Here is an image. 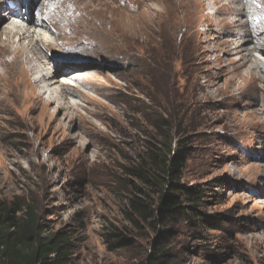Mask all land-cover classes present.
Segmentation results:
<instances>
[{
  "label": "rangeland",
  "instance_id": "374dc122",
  "mask_svg": "<svg viewBox=\"0 0 264 264\" xmlns=\"http://www.w3.org/2000/svg\"><path fill=\"white\" fill-rule=\"evenodd\" d=\"M32 1L17 18L16 0H0V202L66 233L71 264H139L154 246L183 264H264V0ZM14 20L40 22L47 49L5 39ZM61 55L84 67L56 76L77 92L50 89L62 100L51 106L33 78ZM165 139L188 149L177 182L206 196L202 220L163 241L124 211L127 169ZM112 228L126 246L107 243Z\"/></svg>",
  "mask_w": 264,
  "mask_h": 264
},
{
  "label": "trees",
  "instance_id": "16d2710c",
  "mask_svg": "<svg viewBox=\"0 0 264 264\" xmlns=\"http://www.w3.org/2000/svg\"><path fill=\"white\" fill-rule=\"evenodd\" d=\"M185 144L181 141L176 152L171 151L167 139L151 144L126 171L134 183L127 198L125 220L133 226L146 222L151 227H163L159 238L163 241L172 236L167 227L198 219L197 208L206 196L200 188H185L177 182L188 155ZM154 192L159 195L157 204L150 202L149 193ZM18 212L15 215L6 203L0 202V264H71L73 245L66 233L45 235V227L30 205L18 208ZM106 241L126 246V238L115 228L106 234ZM139 264L183 263L164 246H154Z\"/></svg>",
  "mask_w": 264,
  "mask_h": 264
},
{
  "label": "bare ground",
  "instance_id": "6f19581e",
  "mask_svg": "<svg viewBox=\"0 0 264 264\" xmlns=\"http://www.w3.org/2000/svg\"><path fill=\"white\" fill-rule=\"evenodd\" d=\"M23 2H25V0H23V1L22 0H16V2L14 4L17 5V8H16V10L9 9V12H8L9 17H15V14L16 13L18 14V16H16L17 18L21 16L22 13H20L18 11V9L20 8V6H22V4H20V3H23ZM19 4H20V6H19ZM29 4H33L34 5L35 2H33L32 0H28V3L26 4V6L28 7ZM31 7H32V5H31ZM28 10L31 11L30 8H28ZM6 24L9 25V26L6 25L7 27L5 28V30H4V32H3L2 35L5 37V39H8V40L11 39V36L13 37L14 40H16V38H18L19 39L18 42L19 43H22V44L21 45H18L17 47L20 48L21 51H22L21 48L26 49V46L30 47V45H32L31 41H36L35 44H37V45L41 43L44 46V49L45 50L47 49L46 47L48 46L49 43L46 40H44V41L40 40L42 35L36 29V27L37 28L38 27L41 28L40 22H37V25L33 26V28H29L28 27L29 25H27L26 22L21 23V22L15 21V20H14V22L6 23ZM6 56H4V55H3V57H2V55L0 56V59H3V61H0V66L1 67H4V71H6V67H5L4 63L6 61L9 62V58L6 57ZM41 56H42V54H41ZM61 56L62 57L55 56V59L62 58L64 60H62V61L55 60L56 63L54 62L55 63V66H54V68H52L53 70L52 69L49 70V68H47V70L45 71L44 68H43L44 67V62L41 61L40 66L42 67V75H43V78L42 79L37 78V77H35V75H34V78H33L35 85L41 84L44 87V90H42V92L38 91L39 89L36 90L38 92V97L37 96L36 97L38 99H40V98L44 99V97H46V95L51 94L50 103L48 104V105H51V106L58 105L62 100H60V99H58V97H56V95H58L56 93V91L53 92L50 89H52V88L58 89L61 92L62 95L64 94L66 96L67 95L70 96L71 95L70 93L72 91L77 92L76 90H73L71 84L66 83V85H69V86L63 85L62 84L63 81L60 78H57L56 76L63 77L65 75H67L69 79L71 77H72L71 79H74L76 77V73L75 72L76 71H79V70H77L76 67L77 66L84 67L83 62H81L78 59H75V58L67 59L66 56L65 57H63L64 55H61ZM37 58H36V60H37ZM69 69L70 70L72 69V70L70 72H68ZM65 70H67V71H65ZM51 71H53V73H51ZM60 80H61V83H60ZM42 81H44L47 84V88L43 85ZM70 88H72V89H70ZM61 106L64 107V104H62Z\"/></svg>",
  "mask_w": 264,
  "mask_h": 264
}]
</instances>
